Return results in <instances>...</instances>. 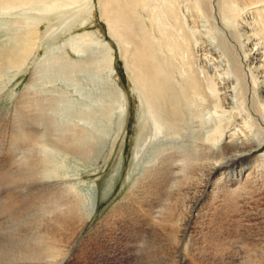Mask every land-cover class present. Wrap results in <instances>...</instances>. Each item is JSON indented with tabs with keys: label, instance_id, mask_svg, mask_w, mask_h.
I'll list each match as a JSON object with an SVG mask.
<instances>
[{
	"label": "bare ground",
	"instance_id": "1",
	"mask_svg": "<svg viewBox=\"0 0 264 264\" xmlns=\"http://www.w3.org/2000/svg\"><path fill=\"white\" fill-rule=\"evenodd\" d=\"M95 7V0H0V95L31 66L41 48L70 31L77 19L86 21ZM98 7L125 58L139 102L135 154L138 164H143L125 199L115 204L106 218L118 213L135 217L136 237L142 240L146 234L150 238L168 234L176 249L190 230L183 227L179 236L169 219L153 224L148 206L161 200L162 194H179L182 189L204 193L209 184L218 182L212 180L216 172L225 177L233 173L227 177L228 182L239 179L234 165L243 166L241 157L264 141V0H98ZM202 9L209 25L204 23L200 28ZM220 14L227 26L221 27ZM87 40L105 48V53L99 52L95 60L91 49L80 43ZM76 41L79 42L73 48L79 58L72 59L66 47ZM56 49L63 52L71 69L89 68L97 76L103 68L109 79L116 72L111 46L93 31L72 34ZM40 59L34 61L29 81L20 94L10 93L18 97L15 114L20 124L13 132L17 136L12 137L18 154L13 161L7 158L12 166L4 161L11 168L7 172L4 164L2 171L7 172L3 174L7 180L3 175L0 178L8 182H3L7 185L5 206L22 201L25 195L28 202L35 197L40 203L36 205L38 209L34 201L25 207L33 208L38 219L27 221L28 227L17 234L12 244L4 238L0 243V264L7 260L9 264H64L72 238L94 209L90 196L69 182L72 167L98 159L107 139L111 137L114 142L126 124V99L112 79L110 101L93 100L97 106L88 107L86 114H80V110L70 112L67 105H54L56 101L62 103L63 98L40 96L43 91L36 88L53 82L49 77L57 63L51 54ZM47 91L50 92L44 90ZM5 146L6 151L9 145ZM259 171L257 164L237 190L254 189ZM246 196L242 198L246 200ZM192 202L195 207L198 199ZM231 213L230 229L234 225ZM190 215L182 220L184 226L194 220ZM233 240H229V251L227 246L225 249L228 262L236 264L240 255L236 257L234 253ZM257 249L251 251L249 264H264V248ZM245 258L242 260L248 262L249 257Z\"/></svg>",
	"mask_w": 264,
	"mask_h": 264
},
{
	"label": "rangeland",
	"instance_id": "2",
	"mask_svg": "<svg viewBox=\"0 0 264 264\" xmlns=\"http://www.w3.org/2000/svg\"><path fill=\"white\" fill-rule=\"evenodd\" d=\"M95 2L97 7H95L94 13L88 17L89 21L88 19L85 21L84 18L77 19L78 21H75L76 23L70 31L50 42V45L41 48L37 57L33 59L31 66L17 76L13 82L8 85L9 89H7L2 96L0 95V117L3 118L2 121L0 118V128L5 127L2 128L4 131L2 129L0 131L3 132V134H0L4 135L3 138L5 139L1 137L2 135L0 136L2 138H0V148L5 152L4 154V152L0 150V152H2V154L0 153V157H3L2 160H0V164H3L0 165L1 171L6 168L8 172L11 168H8L9 164L12 166V163L8 161H13V156L18 154L16 148H14L17 143L15 138H12L17 136V134L13 132L17 130L20 124L18 116L15 114V104L18 97H15V95L12 97V95L20 94L28 83L32 73L31 71H33L32 66H34V61H39L41 60L40 58L45 57L46 54H51L52 59L57 60L55 70L49 77V80L53 82L47 86L40 84L36 88L40 93L43 91L39 94L40 96H51L57 100L63 98L62 103L56 101L54 105L60 106V108L67 105L70 112L79 113L78 110H80V114H86L89 110L88 107L94 108L97 106V103L93 100L98 101V103L110 101L113 94L111 92L112 87L110 83V79H112L117 90L123 93L128 106L126 124L122 127L120 135H118L119 137L117 136L114 142L111 137L107 139L106 147L98 159H94L93 161L86 160V162L82 163L79 167H72V171L70 172L72 179H69V182L71 185L77 186L86 196H90L94 209L92 216L88 218L85 222L86 224L80 229V232H78L74 239L72 238V242L68 246L69 249L67 248V252L70 251L68 252L69 256L64 264H226L228 262V243L231 239H234V253L236 257L240 255L235 260L237 261L236 264H249L253 248H258L257 250H260V246L264 248V141L261 146L256 147V149L250 153H245L244 156L241 157V164L244 163L243 166L234 165V169L236 170L235 174L236 176L238 175L239 179L229 180L228 182L227 177L231 176L233 173H227L225 177L221 172H216L212 180L218 182L209 184L208 188L205 189L206 192H200L199 194V192L197 193L196 191V194H194L192 190L191 192H185V189H182L181 192L179 191V194H177L178 192L171 193V195L168 193L167 196L162 194L161 200L155 201L154 205L150 204L148 206L153 224L155 221L169 219L171 224L175 226L179 236L184 232L183 227L190 230L191 233L186 238L187 240L185 239L186 243H184L185 240L183 241L182 239L183 242H180L176 249L174 246L175 242L171 241L168 234L160 235L158 238L156 236L150 238L149 234H146L144 239L142 238L143 241L139 239V237H136L133 231L137 224L135 217L130 219L129 215L118 213L115 216L109 215L106 218L115 204L125 199L130 187L141 174L143 164L142 162L138 164L135 154L138 147L139 102L132 89L131 77L126 67L125 58L121 54L117 41L110 34L108 24L98 7V0H95ZM202 11L204 10L202 9L201 12ZM201 14L203 18L202 16L198 17L200 20V28L202 27L201 24H204L206 19L205 13L202 12ZM219 18V22H222L221 27L227 26L226 20L223 19L224 17L221 14ZM242 19L240 18V21H242ZM236 23L238 24V22ZM205 25L209 24L205 23ZM86 31L95 32L102 41L108 42L111 46L112 55L115 57L116 72H113L110 79L106 76L108 71L103 68L97 76L90 71L89 68L86 70L71 69L63 52L56 49V47L65 42L70 35ZM198 32L200 33V31ZM197 35L200 37L198 33ZM78 42L76 41L74 44L67 45L66 47L72 59L79 58L76 50L73 48ZM80 43L82 46L91 49L93 56H95L93 57L95 60L98 59L99 52L102 54L105 53V48L102 46L97 47L91 40ZM81 58L87 59L86 56ZM58 88L64 93L61 94ZM44 90H49L50 92L47 91V93H45ZM10 93H12V95H10ZM81 102H84V104H81ZM10 118L13 121L15 120V122L13 123L12 120V122L5 121V119L10 120ZM4 122L6 124H4ZM10 127L12 131H10ZM5 137L8 141L12 139V142L9 141L8 143ZM10 143L13 144L10 145ZM5 145H9V148ZM4 146L6 147V151L3 149ZM12 153L14 154L10 155ZM6 154L10 157H6ZM4 158L6 160H4ZM7 158L11 160H7ZM4 161L9 163H7L8 166H6ZM4 164L5 168L2 167ZM257 164L259 165L260 171L257 173V184L254 189H251L252 187H247L242 188L240 191L237 190L241 185V180L245 179L247 172L254 170V166ZM7 172L5 173L4 171L0 175V178L4 176V173L7 175ZM9 177L10 176L7 178ZM5 179H0V207H3V209L0 208L2 210H0V243H3L5 238L6 242L12 244L14 240H17V234L23 232V230L28 227L27 221H35L38 219L34 211H32L33 208L25 207V205L34 201V203H36L34 204L36 207L35 209H38L40 203L35 197L34 199L30 198L31 201L28 202L29 197L25 195L24 199H26V201L24 199V201L15 200L16 202H12L13 205L10 203L11 205L9 204L10 206H8L7 203L5 206L3 203L7 199H5V194L7 193L5 192L7 188L5 183L8 184L6 181L7 179ZM245 194L248 195L246 196V200L244 197L242 198ZM179 197H182L184 200H179ZM2 198L3 201L1 200ZM192 199H198V203L195 204V207L191 206V204L194 203ZM17 202L20 204H17ZM23 202L26 203L23 204ZM172 202H175L174 206H171ZM31 203L29 205H31ZM242 204L244 205L241 206ZM36 205H38V207ZM236 208L239 209V211ZM231 209H235L237 212L234 213ZM52 211H54V208H52ZM155 211H157V213ZM227 213L228 215L231 213V217H233L232 221L234 225L232 229L228 226L229 216ZM49 214L50 213H47V215ZM188 215L194 216L195 218L184 226L182 220L187 218ZM105 218L108 219L107 222ZM238 218H240V223ZM102 221H104V223H102L103 226L98 227L101 225ZM230 231L233 232L235 236L231 237V235L234 234H229L231 233ZM236 235L239 237L241 235L242 237L239 238ZM228 236H230L231 239H227L229 238ZM247 236L250 237L251 240L253 238L255 239V241H251L253 244ZM241 240H245V244H243L244 242H241ZM230 242L232 243V241ZM254 242L257 243V246ZM171 243H174V245ZM245 245L246 248L244 249ZM226 246L228 251L225 249ZM238 246L244 247L239 248ZM247 246L250 248L248 249ZM236 248L237 251H235ZM249 251L250 253L248 254ZM245 256H247V258L249 257L246 260H249L248 262L244 261L246 259ZM242 257L245 259L242 260ZM3 264H9V261L7 260L3 262ZM229 264H232V262ZM233 264H235V262H233Z\"/></svg>",
	"mask_w": 264,
	"mask_h": 264
}]
</instances>
